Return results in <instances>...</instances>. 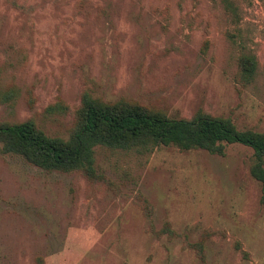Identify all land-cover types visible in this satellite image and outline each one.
Listing matches in <instances>:
<instances>
[{
    "label": "rangeland",
    "instance_id": "rangeland-1",
    "mask_svg": "<svg viewBox=\"0 0 264 264\" xmlns=\"http://www.w3.org/2000/svg\"><path fill=\"white\" fill-rule=\"evenodd\" d=\"M85 93L264 134V0H0V123L66 140ZM252 162L97 147L90 181L0 152V264H264Z\"/></svg>",
    "mask_w": 264,
    "mask_h": 264
},
{
    "label": "trees",
    "instance_id": "trees-1",
    "mask_svg": "<svg viewBox=\"0 0 264 264\" xmlns=\"http://www.w3.org/2000/svg\"><path fill=\"white\" fill-rule=\"evenodd\" d=\"M238 66L241 80L249 83L256 71L255 57L242 53ZM12 97L14 91L9 90L3 101ZM76 122L66 140L47 136L32 121L0 123V152L20 156L45 171H79L95 181L97 147L141 153L176 147L223 155L225 146L242 145L253 152L250 174L260 185V203L264 206V134L240 131L228 119L201 113L190 120H174L137 105L103 103L88 93L82 96Z\"/></svg>",
    "mask_w": 264,
    "mask_h": 264
}]
</instances>
